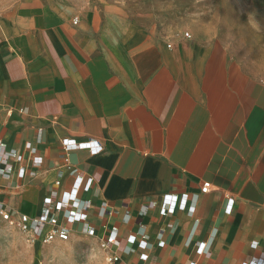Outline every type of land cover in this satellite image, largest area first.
<instances>
[{"label":"crops","instance_id":"crops-1","mask_svg":"<svg viewBox=\"0 0 264 264\" xmlns=\"http://www.w3.org/2000/svg\"><path fill=\"white\" fill-rule=\"evenodd\" d=\"M65 137L97 140L104 152L66 153ZM0 139L28 165L29 142L44 158L25 180H0V202L36 216L58 179L69 191L77 175L92 177L81 192L90 222L102 224V201L118 211L111 222L124 264H146L137 245L124 253L138 233L154 264L264 258V77L207 34L116 5L67 11L53 0H0ZM169 193L198 194L195 214L139 217ZM198 242L210 245L211 261Z\"/></svg>","mask_w":264,"mask_h":264},{"label":"built area","instance_id":"built-area-1","mask_svg":"<svg viewBox=\"0 0 264 264\" xmlns=\"http://www.w3.org/2000/svg\"><path fill=\"white\" fill-rule=\"evenodd\" d=\"M21 111L25 112L24 110ZM42 132L41 129L38 132V143L42 141ZM25 148L29 153V165L23 154L16 149H9L0 139V180L18 179L23 181L31 174L30 168L37 170L44 165V158L39 154L33 143H27ZM61 149L66 153L86 150L91 155H99L104 152L103 144L97 140L78 141L70 137L61 140ZM93 184L94 179L92 177L77 175L71 190L62 191V181L58 179L44 200L43 207L38 215L30 216L15 211L10 205L0 202V216L3 221L17 226L30 243L41 242L50 245L55 242H69L75 235H84L98 240L99 249L105 256L106 264H124L121 254V230L111 222L118 211L108 201H102L97 210V217L102 220V224L98 228L90 222L92 202L83 199L81 192L89 191ZM212 190L213 187L210 182L203 183L201 187L202 194H208ZM198 199V194L169 193L159 201L152 200L142 205L139 209V217L144 218L153 211H159L165 217L173 215L177 211L195 214ZM233 207L234 200L229 199L227 212L231 213ZM121 220L122 224L131 225L133 217L130 211H123ZM98 229H101V234L98 233ZM127 242L131 246L126 247L124 253H136L137 251L133 247L137 245L138 250L143 252L140 254V261L146 264H154L151 256L146 252L150 246L146 234H129ZM161 245L164 246V242H161ZM196 247L198 255L210 261L212 260V252L207 242H198ZM257 247L258 243L253 242L252 248L256 249ZM188 264L201 263L194 260ZM243 264H264V258L253 257Z\"/></svg>","mask_w":264,"mask_h":264},{"label":"rangeland","instance_id":"rangeland-1","mask_svg":"<svg viewBox=\"0 0 264 264\" xmlns=\"http://www.w3.org/2000/svg\"><path fill=\"white\" fill-rule=\"evenodd\" d=\"M67 11L120 6L184 31L198 30L224 43L252 73L264 77V0H53ZM17 210L19 202L11 205ZM0 264H106L97 240L76 235L69 242L30 243L0 216Z\"/></svg>","mask_w":264,"mask_h":264}]
</instances>
